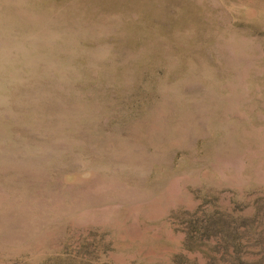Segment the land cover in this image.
Returning a JSON list of instances; mask_svg holds the SVG:
<instances>
[{"label": "rangeland", "instance_id": "1", "mask_svg": "<svg viewBox=\"0 0 264 264\" xmlns=\"http://www.w3.org/2000/svg\"><path fill=\"white\" fill-rule=\"evenodd\" d=\"M0 264H264V0H0Z\"/></svg>", "mask_w": 264, "mask_h": 264}]
</instances>
